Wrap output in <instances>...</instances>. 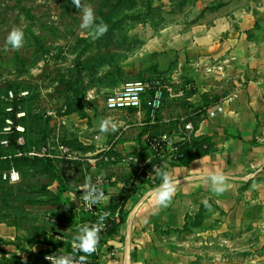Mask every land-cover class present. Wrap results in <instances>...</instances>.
Listing matches in <instances>:
<instances>
[{
	"label": "crops",
	"instance_id": "0c3cea01",
	"mask_svg": "<svg viewBox=\"0 0 264 264\" xmlns=\"http://www.w3.org/2000/svg\"><path fill=\"white\" fill-rule=\"evenodd\" d=\"M213 1L197 0L193 11L200 15L201 23L188 30L187 38L182 40L186 45L180 41V34L168 39L176 29L169 28L162 32L161 41L156 38L143 46V56L169 48L179 51L171 76L175 87L183 89L187 104L179 106V99L167 98L153 120L148 96L141 109L109 111L126 118L114 121L119 130L113 135L101 133L96 127L87 136L80 131L83 149L91 147V153L100 152L102 157L122 155L139 151L147 134L172 130L182 115L196 113L197 134L211 143L209 151L200 157L170 170L181 184L168 207L158 208L151 200L161 179L154 188L142 186L137 197L126 202L123 210L127 217L119 231L99 240L95 252L98 264H264V0H222L223 6L200 14ZM167 39L170 47L164 46L169 43ZM151 62L144 65L146 72ZM159 62L153 61L154 65ZM216 65L221 71L214 70ZM164 69L161 64L159 70ZM157 74L152 81L158 79ZM102 87L117 88L118 84L95 83L89 93L79 91L82 103ZM204 94H218L215 103L221 104L224 111L213 117L200 113ZM79 120L85 118L80 116ZM201 158L202 171L220 170L228 177L229 187L223 195H214L203 180L184 184L183 177L202 166L193 163ZM102 163L112 168L111 172L106 168L104 175L112 182L103 189L105 200L99 207L102 213L114 217L120 212V207L112 206L114 196L123 188L128 173L122 165L97 157L90 164L94 175H102ZM84 182L80 181L77 189L66 187L63 192L60 215L65 222L56 235L60 242L72 245L73 236L84 225V213L76 206H81L80 188ZM205 200L210 209L205 207ZM196 217L202 219L201 223L192 224ZM232 251L234 254H229Z\"/></svg>",
	"mask_w": 264,
	"mask_h": 264
},
{
	"label": "rangeland",
	"instance_id": "374dc122",
	"mask_svg": "<svg viewBox=\"0 0 264 264\" xmlns=\"http://www.w3.org/2000/svg\"><path fill=\"white\" fill-rule=\"evenodd\" d=\"M196 2L82 0L93 7L97 23L108 25L103 37L92 39L80 29L81 14L71 0H0V264H23L25 258L27 264H48L43 258L52 250L66 249L72 253L70 242H60L56 236L65 222L60 215L64 199L63 192L58 190L61 185L58 178L64 187L77 189L87 176L94 183L96 177L110 179L104 176L106 168L112 171L108 164L102 163L99 168L104 172L94 175L90 164L94 158L103 159V155L91 153L90 146L83 149L80 131L84 136L92 133V127L99 131L98 124L103 118L126 119L104 106L105 97L122 83L130 79L152 81L157 73L162 83L173 81L171 69L179 51L169 48L143 56V46L156 38L161 41L162 32L169 28L176 29L168 39L180 34V41L186 45V40H182L187 38L188 30L201 23L200 15L193 11ZM213 2L200 14L225 3ZM13 27L23 29L24 45L19 50L9 47L4 51L6 37ZM168 42L165 47L171 46ZM156 59L164 70H159V64L154 65ZM148 61H152L151 68L146 72L148 68L144 69V65ZM214 70L221 71L217 65ZM77 83L79 88L75 86ZM95 83H114L118 87L92 91L91 100L82 103L79 91L89 93ZM24 90L29 91L24 97L10 96L11 91L17 94ZM218 96L204 94L200 113L206 112V103L218 102ZM187 102L177 101L176 105ZM53 110L56 117L48 114ZM17 111H24L25 116L18 118ZM80 116L85 121L80 122ZM7 119L15 124L24 119L26 124L21 144L24 149L19 152L9 143H2L10 133L5 130ZM12 167L20 173L17 182L3 178V172ZM76 206L81 213H89L82 204ZM201 220L196 217L192 224Z\"/></svg>",
	"mask_w": 264,
	"mask_h": 264
},
{
	"label": "built area",
	"instance_id": "2783aa9c",
	"mask_svg": "<svg viewBox=\"0 0 264 264\" xmlns=\"http://www.w3.org/2000/svg\"><path fill=\"white\" fill-rule=\"evenodd\" d=\"M191 85H187V88H191ZM29 91L24 90L20 93L14 94L10 92V96L13 98H21L28 95ZM149 96L150 116L153 120H156L160 115L164 102L167 98L179 99L180 102L187 100L184 96L183 89L179 90L175 87L173 81L170 83H162L160 80L148 81L144 79H130L126 81L121 87L112 93H109L104 100V106L108 111H121L126 109H141L146 97ZM11 109V108H10ZM207 117H213L217 113L223 112L224 107L215 103L212 107L206 106ZM48 114L56 117V111H49ZM16 116L22 118L25 116L24 111H17ZM196 113H191L189 116L182 115L176 124V126L169 131L160 133H149L143 139L142 148L133 153H123L122 155L113 154L111 156H104L103 160L110 161L113 164L122 165L128 173L129 182L134 185H140L141 187L154 188L159 184L158 174L153 171V168H161L170 171L173 167L181 165L182 162L188 157H196L201 151H208L210 143L204 141L200 135L197 134L195 129ZM8 125L5 127L7 132H13L15 128L21 135L18 138V143H24V137L22 136L25 127L21 123H13L12 120L7 119ZM3 144L8 145L9 140L4 139ZM21 154V153H20ZM150 160V161H149ZM3 178L10 182H17L20 179V173L12 167L9 170L3 172ZM111 179H103L102 177H96L94 183L101 187L103 185H109ZM126 186V183L123 187ZM139 194V192H137ZM136 194V195H137ZM84 210L89 213H94L100 216L95 211L94 206L87 207L81 203ZM104 214V213H103ZM96 220L87 219L83 224L89 226L96 224ZM119 221V213H116L114 217L108 216L103 222L101 231L99 233L100 239L104 238L108 229L111 226L110 220ZM72 246V245H71ZM60 256L72 254L68 250H52L46 255ZM45 255V256H46ZM77 256L79 254H72ZM44 261L51 264L50 261ZM88 264H98V258L88 257Z\"/></svg>",
	"mask_w": 264,
	"mask_h": 264
},
{
	"label": "clouds",
	"instance_id": "9594fccd",
	"mask_svg": "<svg viewBox=\"0 0 264 264\" xmlns=\"http://www.w3.org/2000/svg\"><path fill=\"white\" fill-rule=\"evenodd\" d=\"M71 3L81 14V23L79 26L81 30L86 31L92 39H99L107 33L108 25L102 21L99 23L96 22L95 12L90 4L82 3V0H71ZM24 42L25 33L23 29L21 27H13L6 37L4 51H8L9 47L11 50H19L23 47ZM87 99L91 100V97L87 96ZM98 128L101 133H115L119 130V125L108 118H103L100 120ZM193 163H199L202 166L191 169L190 174L183 177L184 184L191 185L196 181L203 180L210 185V191L216 196L223 195L227 191L229 187L227 182L228 177L222 171H202V158L198 161H193ZM153 171L160 176L161 183L151 193L152 203L158 208H166L171 204L176 194L177 186L181 184V180L174 177L170 171L161 168L154 167ZM80 191L82 192L80 200L87 207L99 205L105 200V192L96 183H93L91 176L85 178V182L81 186ZM204 204L206 208L210 209L207 200L204 201ZM108 215L109 213L100 215L96 224L91 226L84 224L78 228L77 234L73 236L72 240V253H82L78 255V258L72 254L60 256L51 254L46 255L45 259L50 261L51 264H88V257L97 250V245L100 240L99 233ZM23 264H27L26 258Z\"/></svg>",
	"mask_w": 264,
	"mask_h": 264
},
{
	"label": "trees",
	"instance_id": "16d2710c",
	"mask_svg": "<svg viewBox=\"0 0 264 264\" xmlns=\"http://www.w3.org/2000/svg\"><path fill=\"white\" fill-rule=\"evenodd\" d=\"M78 84V83H77ZM75 84V86L77 85ZM78 96L81 98V93H78ZM25 119V118H24ZM24 119H19L17 121V123H21L24 124L26 126V124L24 123ZM27 128V127H26ZM21 135L20 132H18L15 128L13 129V132H10L7 137L9 140V144L13 146V148L15 150H17L18 152L21 151V149H24V146H22L21 144L18 143V138ZM204 141H209L208 139L204 138ZM16 151V152H17ZM204 151H201L196 157H200L201 155H203ZM194 157V158H196ZM193 157H188L187 159H185L182 164L188 163L189 161H191L192 159H194ZM158 180H160V176L157 177ZM59 183H61V185H59V192H64L66 190V187H64L62 185V181L60 178H58ZM107 185H103L102 189H105ZM141 186L140 185H134L133 183L129 182V180L127 179L126 181V186L123 187L120 192L118 194H116L114 196V201H113V207H120V212H119V221L116 220H110L111 226L107 231L106 236H110L113 235L115 233H117L119 231L120 225L122 224V222H124V220L127 217V212L123 210V206L126 204V202L129 199H134L137 192H140ZM61 197V196H60ZM100 204L99 205H95L94 209L95 211H97L99 213V215H102V210L100 209ZM84 213V212H83ZM98 217V215H95L94 213H84V216L81 218V221L84 222L87 219H92V220H96ZM67 247H70V244L66 245ZM45 252V251H44ZM82 254V253H79ZM91 257H93L94 259H97V254L93 253L92 255H90ZM89 256V257H90Z\"/></svg>",
	"mask_w": 264,
	"mask_h": 264
}]
</instances>
